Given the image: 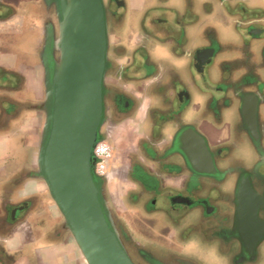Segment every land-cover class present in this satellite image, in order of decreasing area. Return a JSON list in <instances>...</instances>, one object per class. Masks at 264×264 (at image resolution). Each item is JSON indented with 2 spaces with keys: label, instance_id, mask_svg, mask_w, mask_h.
Wrapping results in <instances>:
<instances>
[{
  "label": "flooded vegetation",
  "instance_id": "obj_1",
  "mask_svg": "<svg viewBox=\"0 0 264 264\" xmlns=\"http://www.w3.org/2000/svg\"><path fill=\"white\" fill-rule=\"evenodd\" d=\"M133 1L105 0L97 144L110 154L94 174L112 226L136 264H214L210 253L221 264L261 263L264 83L255 74L264 68V37L254 35L264 14L220 2V24L216 10L196 11L195 0L172 8ZM57 2L0 0V122L11 129L0 158V201L8 203L0 264H42V243L60 250L58 264H86L37 163L59 59ZM36 185L44 189L28 190ZM144 219L159 232L143 230Z\"/></svg>",
  "mask_w": 264,
  "mask_h": 264
},
{
  "label": "water",
  "instance_id": "obj_2",
  "mask_svg": "<svg viewBox=\"0 0 264 264\" xmlns=\"http://www.w3.org/2000/svg\"><path fill=\"white\" fill-rule=\"evenodd\" d=\"M59 59L46 91L38 172L86 264H136L100 197L94 148L104 112L109 27L105 0H58Z\"/></svg>",
  "mask_w": 264,
  "mask_h": 264
},
{
  "label": "crops",
  "instance_id": "obj_3",
  "mask_svg": "<svg viewBox=\"0 0 264 264\" xmlns=\"http://www.w3.org/2000/svg\"><path fill=\"white\" fill-rule=\"evenodd\" d=\"M242 2V5L241 7H247L249 8V6L253 7V8H256V11L258 12V14H264V0H236V3H240ZM256 28H257V33L256 35H254V37H256L257 39H262V37H264L263 35H261V31H263L264 29V24H256ZM259 60V59H258ZM2 63H4L3 61H0ZM259 63V61H258ZM257 64V62H256ZM255 76L257 77V82L255 83L257 86L260 85V83H264V68H262L261 64L258 65V67H256V74ZM10 126L7 122H4V121H1L0 122V158H2L5 153L8 151V142H9V132H10ZM34 188H36L37 190L39 189H44V186L42 185H39L36 187H29L28 190L32 191ZM55 204V203H54ZM7 201L4 200V201H0V236L3 237V233L4 231H6L8 228L6 225H4V218H5V208H7ZM54 213H56V209L54 211ZM61 213V212H60ZM34 221H32V228L34 227L35 228V218L33 219ZM51 234V232H50ZM52 236V234H51ZM51 236L49 235V240H51ZM16 237H20L19 234L16 235ZM10 242V240H9ZM53 242V240L50 241V243ZM47 246L45 243H42V245L40 246V253H39V256H40V262L42 264H58L60 261V250H51L49 248V246ZM1 250V249H0ZM0 259L4 260L3 258V254L2 252L0 251ZM5 261V260H4ZM6 262V261H5Z\"/></svg>",
  "mask_w": 264,
  "mask_h": 264
},
{
  "label": "rangeland",
  "instance_id": "obj_4",
  "mask_svg": "<svg viewBox=\"0 0 264 264\" xmlns=\"http://www.w3.org/2000/svg\"><path fill=\"white\" fill-rule=\"evenodd\" d=\"M147 1L153 2L154 0H147ZM160 1L163 2V6L165 8H172L174 5L177 4V0H160ZM204 1L205 0H195V3H194L195 10L200 11V9H202V8L208 9L209 7H211L213 10H216L215 16L218 18L217 22L220 24L221 23L224 24L226 22V18L221 13L223 9H221L220 5H222V4L220 2H222V3L224 2V5H226V6H232L235 4L234 0H231V1H229V0H211L210 3H208L209 0H208V2H204ZM143 4H144L143 0H134L133 1L134 7H141ZM241 5H242V2L236 4V6H238V9L235 10L236 12L240 11ZM218 12H219V14H218ZM133 26H135L134 23L132 24V27ZM224 34H229V32H227V30H226V32H224ZM158 52L161 53L163 51L159 49ZM178 60L185 61L184 59H178ZM139 224L143 230L147 229V231L150 234H154V233L156 234V232H159L158 231L159 227H157L156 225H153L152 222L148 219L140 220ZM200 252H204V250L200 249ZM208 257L210 260H212V262L214 264H221L222 262H224L217 254H214V253H210L208 255ZM258 264H264V261L261 263H258Z\"/></svg>",
  "mask_w": 264,
  "mask_h": 264
},
{
  "label": "built area",
  "instance_id": "obj_5",
  "mask_svg": "<svg viewBox=\"0 0 264 264\" xmlns=\"http://www.w3.org/2000/svg\"><path fill=\"white\" fill-rule=\"evenodd\" d=\"M109 154L110 150L105 142L97 144L94 148V156L99 160L96 164V169L100 175L104 173V159L109 157Z\"/></svg>",
  "mask_w": 264,
  "mask_h": 264
}]
</instances>
